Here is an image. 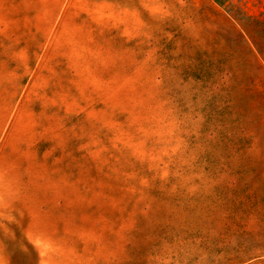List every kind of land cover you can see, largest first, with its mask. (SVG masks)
<instances>
[{
	"label": "rangeland",
	"instance_id": "1",
	"mask_svg": "<svg viewBox=\"0 0 264 264\" xmlns=\"http://www.w3.org/2000/svg\"><path fill=\"white\" fill-rule=\"evenodd\" d=\"M264 0H0V264H264Z\"/></svg>",
	"mask_w": 264,
	"mask_h": 264
},
{
	"label": "trees",
	"instance_id": "2",
	"mask_svg": "<svg viewBox=\"0 0 264 264\" xmlns=\"http://www.w3.org/2000/svg\"><path fill=\"white\" fill-rule=\"evenodd\" d=\"M225 0H215L216 3H218L219 5H223V2ZM255 24L259 27V31L264 33V21L263 20H259V19H254Z\"/></svg>",
	"mask_w": 264,
	"mask_h": 264
}]
</instances>
